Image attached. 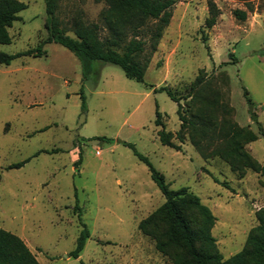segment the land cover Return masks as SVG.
<instances>
[{"label":"rangeland","instance_id":"374dc122","mask_svg":"<svg viewBox=\"0 0 264 264\" xmlns=\"http://www.w3.org/2000/svg\"><path fill=\"white\" fill-rule=\"evenodd\" d=\"M22 1L26 7L8 27L11 40L0 51L34 48L47 34L45 0ZM213 1L219 14L206 27V0H175L142 81L55 42L44 43L41 55L0 63V227L18 235L40 264H173L138 228L164 196L133 148L171 189L188 187L209 207L215 216L210 232L223 258L244 245L264 207V170L245 168L239 175L219 156L201 158L188 124L182 141L175 135L181 125L176 102L156 90L172 92L182 114L199 104L218 137L228 115L255 135L243 147L264 167V0H252L244 20L232 14L246 10L242 2ZM107 7V0H58L56 15L71 36V22L79 20L96 23L103 37ZM150 33L146 27L139 33L147 50ZM197 74L206 83L191 104L190 82ZM156 106L180 150L159 141ZM16 162L23 163L7 167ZM83 227L89 237L75 258L69 252ZM149 228L163 230L156 221Z\"/></svg>","mask_w":264,"mask_h":264},{"label":"trees","instance_id":"16d2710c","mask_svg":"<svg viewBox=\"0 0 264 264\" xmlns=\"http://www.w3.org/2000/svg\"><path fill=\"white\" fill-rule=\"evenodd\" d=\"M57 1L45 0L47 17L44 26L47 34L42 42L34 48L14 54L0 51V63L9 64L12 59L21 55H41L44 52L41 49L44 43L55 42L66 47L76 56L118 65L126 77L142 81L151 52L163 28L168 25L171 7L175 2V0H107L108 7L102 12L101 19L108 35L101 37L98 34L96 23L83 24L79 20L71 22L74 36L67 34L56 15ZM236 1L242 2L246 10L235 8L232 14L237 19L244 20L247 11L252 10L250 4L252 0ZM206 5L208 16L204 21L206 27H211L216 21L219 9L213 0H206ZM25 7L26 3L22 0H0V44L10 42L8 27L13 21L19 19L18 12ZM150 20L155 21L153 28L148 26ZM144 27L151 29L148 41L149 50L146 49V41L139 37ZM203 83H206V80L202 74H197L190 82L191 104H194L193 100ZM156 90L165 91L176 102V112L181 125L175 135L182 141L181 129L184 123L188 124L192 132L190 141L201 158L219 156L229 163L239 175L243 174L245 168L254 171L264 170V167L243 147L244 142L256 138L253 133H245L244 127L238 126L226 115L221 119L225 132L218 137L212 120L203 114V109L199 104L196 107L192 105L193 110L188 107V111L182 114L180 104L172 92L165 86H160ZM80 97L81 105L84 107L82 93ZM246 101L251 108V99L247 97ZM209 103V105L212 104V102ZM226 113L228 114L227 109ZM154 124L159 126L157 130L159 141L175 150H180V145L171 140L172 133L165 129L161 120V112L157 106ZM261 133L264 135V131ZM215 139V144L211 147L203 143V141L211 143ZM133 152L147 165L150 177L164 196V201L139 221L138 228L153 238L155 248L171 258L173 264H264V207L256 211L257 223L248 231L242 248L223 258L210 232L215 216L209 207L202 203L199 196L190 191L188 187L171 189L169 182L165 181L163 175L151 165L144 155L135 148ZM22 163L16 162L7 167H19ZM214 179L223 186H229L226 181H219L215 177ZM155 221L163 226V230L157 234L149 228V225H153ZM88 237L89 231L83 227L76 239L75 247L69 254L77 258ZM0 264L40 263L18 235L0 227Z\"/></svg>","mask_w":264,"mask_h":264},{"label":"built area","instance_id":"2783aa9c","mask_svg":"<svg viewBox=\"0 0 264 264\" xmlns=\"http://www.w3.org/2000/svg\"><path fill=\"white\" fill-rule=\"evenodd\" d=\"M97 153H98V151H97Z\"/></svg>","mask_w":264,"mask_h":264},{"label":"crops","instance_id":"0c3cea01","mask_svg":"<svg viewBox=\"0 0 264 264\" xmlns=\"http://www.w3.org/2000/svg\"><path fill=\"white\" fill-rule=\"evenodd\" d=\"M79 257V256H78Z\"/></svg>","mask_w":264,"mask_h":264}]
</instances>
